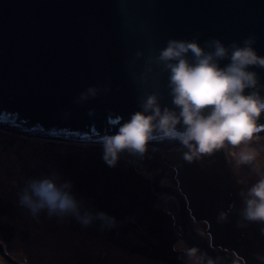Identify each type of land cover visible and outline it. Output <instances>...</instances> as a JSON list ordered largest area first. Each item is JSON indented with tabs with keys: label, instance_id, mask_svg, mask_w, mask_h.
<instances>
[{
	"label": "water",
	"instance_id": "water-1",
	"mask_svg": "<svg viewBox=\"0 0 264 264\" xmlns=\"http://www.w3.org/2000/svg\"><path fill=\"white\" fill-rule=\"evenodd\" d=\"M250 36L264 57V0H0V129L84 151L75 143H104L148 94L171 106L167 74L148 72L168 40ZM89 87L98 95L77 103Z\"/></svg>",
	"mask_w": 264,
	"mask_h": 264
},
{
	"label": "rangeland",
	"instance_id": "rangeland-1",
	"mask_svg": "<svg viewBox=\"0 0 264 264\" xmlns=\"http://www.w3.org/2000/svg\"><path fill=\"white\" fill-rule=\"evenodd\" d=\"M0 133V205L7 210L0 214V224L5 225L11 235L10 242L0 235L3 248L0 264H162L132 253L124 246L128 242L144 245L136 232L130 231L124 236L122 231L128 230L130 225L132 230L137 229L134 219L147 215L151 210L153 214L167 213L170 216L165 218L160 228L141 231L158 246L161 240L167 239L164 228L166 232L169 229L178 238L180 246L177 247L183 248L181 259L186 264H208L209 260L213 264H247L235 251L221 246L208 235V225L196 219L190 206L191 199L182 191L176 178L169 177L171 164L181 162L188 151L183 145L174 143L162 152L159 151L161 146L153 143L143 158L125 152L112 166L106 159L104 143L76 142L85 148L81 151L58 146L47 138L2 129ZM258 135L260 139H254L250 146L259 150L257 163L260 172L264 173V134ZM175 151L176 156L173 157ZM232 151L231 148L224 149L231 167L238 171L239 183L245 186L247 193L260 176L247 170L246 166L237 167ZM165 152L173 153L167 158L163 156ZM208 156L196 160L205 169L208 167ZM110 169H118L124 178L123 184L134 186L129 193L119 189H99V186H105ZM138 171L141 175H137ZM52 176L58 177L61 183L70 181L77 200L84 201L94 213L103 212L114 217L116 226L109 228L97 220L84 227L71 216L50 217L46 211L33 216L27 207L21 205L20 195L29 181ZM143 177L150 178L151 185ZM136 200L140 206H137ZM117 205L125 208L124 213L117 211ZM131 205L143 208L131 209ZM118 213L124 214V217L117 218ZM210 248L215 252L223 251L229 259L221 257L217 261L219 256H207L205 251ZM192 249L197 251L190 255ZM153 250L156 256H161L159 247Z\"/></svg>",
	"mask_w": 264,
	"mask_h": 264
},
{
	"label": "clouds",
	"instance_id": "clouds-1",
	"mask_svg": "<svg viewBox=\"0 0 264 264\" xmlns=\"http://www.w3.org/2000/svg\"><path fill=\"white\" fill-rule=\"evenodd\" d=\"M255 44L252 36L228 46L219 39L207 41L206 46L196 41L168 40L150 58L148 72L167 74L171 106L162 105L157 93L141 98L140 110L132 113L115 135L105 138L108 163L114 166L125 152L143 158L151 144L165 141L187 148L184 159L188 162L231 148L237 167L249 166L260 176L247 193H241L243 218L264 222V173L257 163L259 150L250 146L264 132V124L259 123L264 114V95L260 92L264 86L258 73L251 70L264 69V57L257 53ZM223 61L227 63L222 65ZM99 91L89 87L77 103L95 98ZM58 181L56 176L29 181L20 195L21 205L33 216L46 211L50 217L71 216L84 227L97 220L109 228L116 226L114 217L94 213L84 201L77 200L70 181ZM221 217L226 219V214ZM196 251L190 250V255Z\"/></svg>",
	"mask_w": 264,
	"mask_h": 264
},
{
	"label": "trees",
	"instance_id": "trees-1",
	"mask_svg": "<svg viewBox=\"0 0 264 264\" xmlns=\"http://www.w3.org/2000/svg\"><path fill=\"white\" fill-rule=\"evenodd\" d=\"M170 153L173 152H165L163 156L166 155L169 158ZM173 154V157L176 156V151ZM208 158L206 169L196 160L193 162H188L185 159L181 162L173 161L172 170L168 175L170 178H176L175 181L179 182L182 191L191 199L190 206L196 219L202 220L208 225V235L213 240L225 248H230L232 252L235 251L246 260L247 264H264V222L247 221L243 218L242 211L245 204L241 193H245V186L239 183L238 171L231 167L230 158L225 155L224 149L209 155ZM131 159L135 161V158ZM129 169L133 172L131 167ZM246 169L252 170L249 166H246ZM138 173L137 175H141ZM253 173L255 172L253 171ZM144 179L151 185L150 178ZM123 182L124 178L118 169H110L105 186H99V189L103 191L119 189L129 193L134 186L123 184ZM132 195L135 197L134 193ZM136 204L140 206L137 200ZM117 206V211L121 210L124 213L125 208L122 205ZM132 207L131 209L143 208ZM5 211L7 210L0 205V214L6 213ZM222 213L226 214V219L221 217ZM167 216L170 215L167 213L165 215L153 214V210H151L147 215H140L138 219H134L137 229L132 230L130 225L128 230L122 231L123 235L134 231L144 245L128 242L124 244L126 250L162 264H186L181 259L183 248L177 247L180 246L178 238L169 229L166 232L164 228L163 231L167 233V239L161 240L158 246L157 242L154 244V240H150L141 231L147 228L149 230L151 227L160 228ZM123 217L124 214H117V218ZM8 233L5 225L0 224L1 237L10 242L11 235ZM157 247H159L161 256H156L153 250Z\"/></svg>",
	"mask_w": 264,
	"mask_h": 264
}]
</instances>
